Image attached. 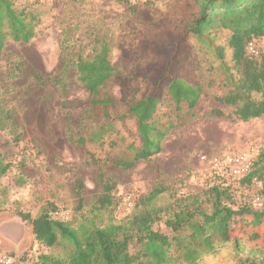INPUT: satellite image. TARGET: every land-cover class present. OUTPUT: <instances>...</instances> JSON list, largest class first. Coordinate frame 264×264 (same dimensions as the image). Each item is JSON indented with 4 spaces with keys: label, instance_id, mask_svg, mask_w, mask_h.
<instances>
[{
    "label": "rangeland",
    "instance_id": "rangeland-1",
    "mask_svg": "<svg viewBox=\"0 0 264 264\" xmlns=\"http://www.w3.org/2000/svg\"><path fill=\"white\" fill-rule=\"evenodd\" d=\"M12 1L19 9L33 11L38 25L31 41H7L0 54V154L9 166L0 177V238L18 239L11 243L1 238V251L15 257L31 251L32 259L65 260V241L52 248L30 244L31 225L19 215L33 219L48 208L52 217L58 214L55 219L78 226L92 218L90 211L106 184L115 204L96 219L98 224L121 222L137 212L154 189H164L148 205L162 209V219L153 229L170 236L164 221L175 199L201 195L219 182L202 156L209 160L248 152L253 164L258 159L264 149V116L248 122L209 116L213 108L232 113L216 98L228 93L236 71L227 45L229 31L217 28L202 38L187 34L199 13L195 0H131L130 5L108 0ZM98 43L107 45L115 73L100 90L111 105L92 109L71 62L79 55L91 56ZM217 48L223 49L221 57ZM168 76L201 85L197 106L190 111L182 104L177 111L164 95L155 120L159 127L172 128L161 152L128 171L116 167L114 160H129L131 149L140 146L136 123L128 113L131 102L152 93L163 95ZM58 80L65 84V95ZM77 138L84 140L83 147ZM253 181L239 185L228 180L234 209L248 202L259 211L251 199L260 182ZM240 220L231 236L239 237L247 249L264 248V219L258 225L252 215ZM197 264L239 262L226 244Z\"/></svg>",
    "mask_w": 264,
    "mask_h": 264
},
{
    "label": "trees",
    "instance_id": "trees-1",
    "mask_svg": "<svg viewBox=\"0 0 264 264\" xmlns=\"http://www.w3.org/2000/svg\"><path fill=\"white\" fill-rule=\"evenodd\" d=\"M108 1L124 5H130L131 2ZM195 1L199 13L187 27V34L202 38L204 34L217 28L229 31L227 45L232 52L231 60L236 71V76L232 75L230 80L228 93L216 98L220 104L231 109L232 113L225 115L220 108H213L209 116L227 117L239 122L264 116V0ZM37 25L38 19L33 11L17 8L12 0H0V54L7 41L24 44L31 41L35 37ZM249 42H254L255 45L259 42L263 46L256 45L259 50L258 58L246 53ZM97 47L91 56L83 58L79 55L71 62L77 80L91 97L92 109L111 105V100L101 96L100 90L115 73L108 59L107 45L98 43ZM222 53L223 49L217 48L216 55L221 57ZM37 79L41 82L40 77ZM56 83L65 95V84L60 80ZM202 93L199 83L190 84L181 76H168L163 95L152 93L131 102L128 113L136 123L140 146L131 149L129 160L117 159L113 164L128 171L136 163L147 161L161 152L162 141L172 128L171 124L159 127L155 120L164 95L169 97L177 111L182 104L193 111ZM2 126L0 120V128ZM76 143L83 147L84 140L77 138ZM8 167L0 154V177H4ZM211 176L219 182L201 195L175 199L172 214L164 221L170 236L153 229V225L162 219V209L149 206L164 189H154L140 202L142 207L137 212L124 217L119 223L102 225L96 222L104 211L110 212L109 207L115 204L109 195L110 186L107 184L103 185L104 194L97 200L96 208L90 211L92 218L78 226L55 219L49 214L48 208H43L33 219L28 214H20L19 217L22 221L29 222L34 240L39 246L52 248L60 241H65L68 245L65 260L42 256L39 264H197L226 244L239 264H264V248L247 249L239 237L231 236L234 230L240 228V218L252 215L254 225L260 224L264 219V149L246 177L234 179L215 171H212ZM229 179L237 181L239 185H250L254 179L260 182L259 189L254 193L260 197V203L256 205L259 211L252 210L248 202L236 209L231 206L232 187L228 183ZM81 190V181L78 180L76 191L79 206L82 202ZM208 205L210 211L207 210Z\"/></svg>",
    "mask_w": 264,
    "mask_h": 264
},
{
    "label": "built area",
    "instance_id": "built-area-1",
    "mask_svg": "<svg viewBox=\"0 0 264 264\" xmlns=\"http://www.w3.org/2000/svg\"><path fill=\"white\" fill-rule=\"evenodd\" d=\"M245 50L249 56L253 58L259 57V50L254 42H249ZM201 161L209 164L212 171L228 175L234 179L246 177L253 166V160L248 152H237L231 156L223 155L209 160L205 156H202ZM251 202L253 205H258L260 197L254 196ZM57 215L55 213L54 218ZM30 254L31 251H25L20 253L18 257H15L12 252L0 250V264H39L40 260L32 259Z\"/></svg>",
    "mask_w": 264,
    "mask_h": 264
},
{
    "label": "crops",
    "instance_id": "crops-1",
    "mask_svg": "<svg viewBox=\"0 0 264 264\" xmlns=\"http://www.w3.org/2000/svg\"><path fill=\"white\" fill-rule=\"evenodd\" d=\"M14 218H15L16 221H18V223H19V224H17V225H18L19 227H22L23 222L21 221V219L18 218L17 216H15ZM30 227H31V226H30ZM1 238H2V237H1ZM1 238H0V240H1ZM2 239H3V240H8V241H10L11 243H13V241H18V239L15 240V239H13V237H12V238H9V237H5V238H4V237H3ZM1 241H2V240H1ZM31 241H35V240H34V237H33V235H32V232H31L30 244H31ZM17 244L19 245V243H17ZM16 248H18V247H16ZM21 252H23V251H20V253H21Z\"/></svg>",
    "mask_w": 264,
    "mask_h": 264
}]
</instances>
